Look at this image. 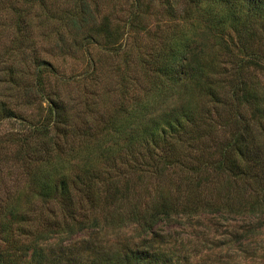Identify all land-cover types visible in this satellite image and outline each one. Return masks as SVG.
I'll return each mask as SVG.
<instances>
[{
	"label": "rangeland",
	"instance_id": "374dc122",
	"mask_svg": "<svg viewBox=\"0 0 264 264\" xmlns=\"http://www.w3.org/2000/svg\"><path fill=\"white\" fill-rule=\"evenodd\" d=\"M233 13L246 17L240 0H0L2 262L25 264L39 246L44 253L61 248L76 264H108L107 253L135 247L170 253L174 264H264V216H246L247 191L236 195L216 163L236 157L227 147L243 122L236 120L234 104H225L229 101L225 80L236 83L242 78L251 97L237 111L248 122L249 147L259 153L254 169L264 168V61L234 72L235 58L243 50H238L235 28L229 27ZM247 22L254 33L247 37L248 51L264 57V20L251 17ZM184 37L193 41L194 51L200 46L201 56L217 63L219 75L225 77L224 81L216 78L224 98L206 103L192 91L180 90L161 106H153L152 115L169 106L179 107L186 97L195 107L209 106L199 132L190 136L187 131L175 146L183 165L205 163L200 184L190 197L206 200L211 196L213 203L245 206L241 212L232 206L173 211L170 217L158 218L151 231L120 220L97 227L82 224L71 234L61 227L57 230L52 225L57 217L50 215L58 208L57 195L50 193L49 203L42 202L34 178L46 170L54 178L60 171L73 173L87 152L112 148L111 167L104 165L102 155L88 161L101 170L100 179L113 191L127 182L125 198L112 193L118 211L174 193L183 177L178 165L157 175L155 170L162 165L156 163V150H146L135 141L124 143V134L131 127L126 124L127 113L138 103L155 99L154 56L165 55ZM222 39L230 43V50L214 41ZM117 129L123 132L117 134ZM237 163L253 162L243 157ZM205 177L213 182L206 183ZM12 202L25 212L10 217L5 207ZM45 217L50 220L48 226L42 224Z\"/></svg>",
	"mask_w": 264,
	"mask_h": 264
},
{
	"label": "trees",
	"instance_id": "16d2710c",
	"mask_svg": "<svg viewBox=\"0 0 264 264\" xmlns=\"http://www.w3.org/2000/svg\"><path fill=\"white\" fill-rule=\"evenodd\" d=\"M240 1L241 7L245 8L246 17L242 19V15L237 13L234 16L233 13L228 22L229 27L235 28L234 30L238 34L236 41L238 50H243V53H238L239 56L235 58L234 72H236L237 68L241 69L243 66L258 67L260 66V60L264 61L263 56L253 50L248 51V47L250 46L248 44L249 39H247V37L250 38L254 34L248 29V19L259 17L264 20V0ZM220 22L223 23L222 20L218 21V23ZM214 41L220 46L222 45L226 50L231 49L230 43L225 39H222L220 42ZM201 51L203 50H201L200 46L198 50L194 51L193 41L184 37V39H179L170 46L168 51H166L167 55H162V52H158V56H154L153 58L156 67L152 76V85L154 86L152 88V96L155 99L151 102L138 103L135 108L127 113L126 117V124L131 127L124 134V143L127 142L132 145L133 141H135L137 146L141 145L146 150L149 147L150 149H155L157 152L154 153L156 163L162 165V168L155 170L157 175L161 174L163 170H170L178 165L181 173H183V177L178 184H175L174 193L170 196H159L157 201L150 204H143L141 206L133 203L124 212L122 210L118 211L117 209L120 207L116 205V201L113 199L115 197L112 196V193L119 192L120 199L125 198L129 190L127 182L120 187L121 189L115 188L113 191L110 186H106L103 178L100 179L101 170L92 167L88 161L93 156L98 158L102 155L104 165L111 167V164H113L111 162L114 161L110 153L112 148L107 146V148L101 149L98 153L87 152L81 158V160L83 159L82 165H77V170L73 173L60 171L57 178H54L50 171L46 170L42 171V175L39 178H34L33 184L42 202L44 200L45 204L49 203L46 200V196L50 193L57 195L58 208L54 211L55 213L52 210L50 212L51 216L55 214L57 217L55 219L57 221L52 224L57 230L61 227L65 233L71 234L75 229L81 228L82 224L97 227L100 226L98 225L99 223H112L113 220H120V223H132L135 227L142 230L151 231V227L158 218L170 217L173 211L192 210L198 206L208 210L220 209L221 206H232L233 208L235 207L236 211L241 212L243 206H245L241 203L228 205V203H221L220 201V203L209 201L212 198L211 196L206 200L190 197L195 192L194 188L200 184L198 181L200 180L199 175L205 167V163L203 162V166L201 167L199 165L189 167L183 165L179 154L180 150L175 146L180 144L179 137L187 131L189 132L187 134L190 136L199 132V127H201L204 118L208 115L209 106L195 107L194 104H191L188 97H186L179 107L169 106V109H162L160 113L152 115L154 113L153 110H155L153 106L164 103L169 96L180 90H185L186 93L192 91L196 98L206 103H218L224 98V93L220 91L221 84L219 79H216L219 78V74H222V72L217 71V63L213 59H206V57L201 56ZM221 78L224 81L225 77ZM225 81L229 83V89L225 94L226 98L230 101H227V103L225 101V104H234L231 108H236L234 113L235 118L239 122H243V126L240 132L237 133L238 136H235L232 141L233 143L227 147L236 152V157H226V162L222 159L217 160V168L220 172L224 173L225 182L233 185V188L235 187L236 195L242 196L243 192L247 191V197L250 200L248 199L249 203L246 206L249 212L246 216H251L249 219H259L264 216V168L256 165L257 167L254 169L259 153L257 149L252 150L249 147L252 139L249 140L247 136L249 134L248 122L237 111L238 106L244 104L251 97V92L246 86L247 83L242 78L236 83H233L232 80ZM175 96H178V94ZM120 132L122 133L123 131H119V129L115 130L117 134ZM58 154L57 152L55 156L57 159L60 156ZM243 157L251 159L254 165H247V163H243V165L238 164L237 159L243 160ZM47 160L49 158L45 161ZM183 166L184 168H181ZM60 169H63V167H60ZM254 170L260 171V173H254ZM252 176L256 177V179ZM250 178L253 181L247 185L245 181L250 180ZM204 179L206 183L213 182L207 181V177ZM243 189L245 190L243 191ZM101 193L102 196H100ZM5 209V213L10 217L25 212L23 208L21 209L13 202L8 204ZM116 211L117 213L114 214ZM95 213H98V215ZM47 220L49 219L45 217L42 223L44 226L50 224ZM99 220L102 222H99ZM43 249V247L39 246L34 247L25 264H76L70 253L66 254L61 248L56 252L49 251L48 253H44ZM2 255L0 253V264H6L1 261ZM169 256L170 253L163 252L157 248L150 250L143 247H135L125 248L120 253H107L105 259H108V264H174L172 263L171 256Z\"/></svg>",
	"mask_w": 264,
	"mask_h": 264
}]
</instances>
